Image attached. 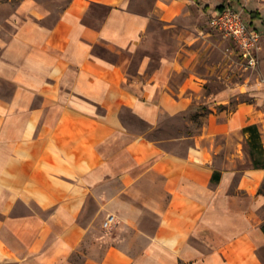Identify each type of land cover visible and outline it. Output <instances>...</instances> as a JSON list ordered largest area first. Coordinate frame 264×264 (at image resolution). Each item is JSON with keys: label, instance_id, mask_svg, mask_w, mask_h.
Segmentation results:
<instances>
[{"label": "crops", "instance_id": "crops-1", "mask_svg": "<svg viewBox=\"0 0 264 264\" xmlns=\"http://www.w3.org/2000/svg\"><path fill=\"white\" fill-rule=\"evenodd\" d=\"M143 1L0 0V264H264L242 132L264 147V84L195 102L219 6L261 33L264 73V0Z\"/></svg>", "mask_w": 264, "mask_h": 264}, {"label": "rangeland", "instance_id": "rangeland-1", "mask_svg": "<svg viewBox=\"0 0 264 264\" xmlns=\"http://www.w3.org/2000/svg\"><path fill=\"white\" fill-rule=\"evenodd\" d=\"M225 2V0L222 1L223 4ZM150 3L151 0H144L142 2V5L147 8L148 4ZM245 17L246 19H248L246 14ZM205 27L207 28L206 33L210 34L208 38L211 39V42L209 44L210 49L208 50L205 58L207 59V63L214 66V70L213 73H210L209 71L208 73H206V63L200 66V68H198L197 70L199 73L204 74L207 79L203 90L195 95V102L200 106V109L198 111H200L201 113L199 115H205L206 113L204 112V109H201L203 107V104H206L209 101V103L211 104H207L205 106L208 107L210 105H213L212 99H210L211 95H220L222 93L224 94L227 89H232L233 95H231L230 97H222L224 100H228V102L215 107L216 109L233 110L238 103H253L255 97L250 94L253 93L252 91L254 88L260 86L261 84H264V73L262 71L261 63L256 69H245L240 64L239 58L234 53L232 45L228 42V40L223 38L219 32L209 26V20L208 23L205 24ZM150 31V39L152 40V42H156L158 47L153 51V54L157 59L162 54L163 40L169 41L171 48L174 47L175 42L173 37H171L170 39L168 37H164L163 32L161 31V27L157 22L152 23ZM262 34L264 35V32H262ZM141 54L143 53H139L138 55H135L133 57V63L137 62ZM238 90H241V93ZM218 102H221V100H219ZM214 103H216V101ZM131 120L136 125L143 127L135 119L131 118ZM201 122V118H197L195 120V124L197 125H200ZM195 124L193 125L192 129L195 128ZM169 126H174V123L169 124ZM172 128H175V126Z\"/></svg>", "mask_w": 264, "mask_h": 264}, {"label": "built area", "instance_id": "built-area-1", "mask_svg": "<svg viewBox=\"0 0 264 264\" xmlns=\"http://www.w3.org/2000/svg\"><path fill=\"white\" fill-rule=\"evenodd\" d=\"M209 26L228 40L245 69L253 70L259 66L262 50L261 33L250 25L242 8L225 6L210 17ZM114 225L115 217L109 215L102 227L105 231H111Z\"/></svg>", "mask_w": 264, "mask_h": 264}, {"label": "trees", "instance_id": "trees-1", "mask_svg": "<svg viewBox=\"0 0 264 264\" xmlns=\"http://www.w3.org/2000/svg\"><path fill=\"white\" fill-rule=\"evenodd\" d=\"M224 7L225 6L217 7L216 12L221 11ZM242 132L247 135L246 144L252 162V167L255 169H264V147L261 140V134L257 126H247L242 130ZM217 178L218 174H216V178L214 174V181L218 180ZM261 230L264 233V224L261 226Z\"/></svg>", "mask_w": 264, "mask_h": 264}]
</instances>
